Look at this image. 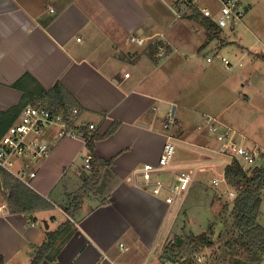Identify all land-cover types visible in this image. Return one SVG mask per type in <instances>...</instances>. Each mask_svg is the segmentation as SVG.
<instances>
[{
    "label": "crops",
    "instance_id": "obj_1",
    "mask_svg": "<svg viewBox=\"0 0 264 264\" xmlns=\"http://www.w3.org/2000/svg\"><path fill=\"white\" fill-rule=\"evenodd\" d=\"M194 2L0 0V122L11 117L17 121L19 111L4 112L21 105L26 89H49L60 81L81 105L80 123L97 124L100 135L119 123L110 136L96 139V155L114 158V164L102 173L98 194L85 196L73 217L67 211L69 197L57 200L54 192L68 195L81 188V172L91 171L84 168L89 150L81 134L58 139L53 129L49 131L52 151L37 163L38 175L31 188L54 206L29 214L0 212L4 264L32 262L35 246L68 220L72 225L54 247L56 260L42 264H181L182 258L165 244L168 237L177 241L184 236L171 230L182 195L174 199L168 188L181 170L190 173L193 182L204 171L218 173L223 167L225 181L231 162H222L219 156L224 155L214 152L218 141L202 127L204 117L211 114L199 103L201 95L212 91V79L205 78L199 58L215 38L223 42L224 29L210 39L205 27L189 18ZM172 12L179 19L167 17ZM156 34H164L175 47L166 58L159 59L149 47L130 42L131 35ZM228 84L222 92L225 100L230 95ZM227 110L213 116L224 119ZM170 114L176 123L165 128ZM168 135L175 136L178 149L170 165L158 166ZM245 139L250 145L256 143L249 136ZM146 163L157 166L153 181L165 186L159 194L141 176L128 180L135 168ZM218 195L214 194L215 201H220Z\"/></svg>",
    "mask_w": 264,
    "mask_h": 264
},
{
    "label": "rangeland",
    "instance_id": "obj_2",
    "mask_svg": "<svg viewBox=\"0 0 264 264\" xmlns=\"http://www.w3.org/2000/svg\"><path fill=\"white\" fill-rule=\"evenodd\" d=\"M239 1L244 4L245 8L243 20L239 22L234 30L224 28L222 39L224 44H222L223 42L219 38H215L212 41L213 43L206 46L209 48L199 58V61H202L201 66L205 67V78L212 79L210 83L212 91L201 95L199 103L202 104V110L209 112L211 115H216L219 110L221 111L228 107L226 113L222 115L226 119L227 125L236 129L238 143L248 148L257 149L258 156L254 164L247 166L249 168L257 164L264 165V0ZM199 3H201V6H208L212 10L219 7L218 0H199ZM166 15L167 17H171L172 21L179 19L173 12ZM178 23L184 22L183 20H179ZM223 57L230 61L231 64L229 66L222 62ZM208 58L214 59V62L209 63L207 61ZM227 83L230 84H228L230 86V95L225 100L222 92ZM219 95L220 99L218 98ZM225 122L223 121V123ZM203 126L205 127L203 130L205 129L213 139L214 134L208 130L206 125ZM191 130L190 128L189 131ZM244 135L254 138L256 143L250 145V142L247 141L248 139H245ZM189 148L203 155L216 157V152L209 153L205 149L200 150L195 146H189ZM219 157L224 163H229L234 159L228 155ZM241 161L245 163L243 160ZM213 176H218L217 179L220 180L219 186L213 185ZM222 176L223 167H220L218 173L206 170L192 180L193 182H191L189 188L178 198L177 208L179 211L172 222L171 230L176 229V233L179 232V235L209 232L213 234L214 238H218L221 235L222 240L231 236L230 227L225 226L223 222V219L226 217L231 223L232 220L229 212H226L222 219L221 210L223 204L226 201L231 202L234 196L229 194L231 188H226L225 181L221 179L223 178ZM60 186L65 187L63 183ZM215 193L217 195L221 194L222 198L220 201L214 200ZM54 194L57 200L58 196L63 197V199L66 198V200L68 199L65 191L61 195H58V191L54 192ZM54 194L52 197H54ZM4 203H8L7 198L0 193V204ZM183 206L189 208L187 210V214L189 215L186 214L184 211L186 208H183ZM262 211L264 214V202L262 203ZM262 223L264 224V217L262 218ZM175 242L176 240L173 236L166 239L165 245L168 250L170 249V252ZM213 251L214 249L202 251L208 254L200 264H223L230 262L222 257L227 255V250L225 251L224 247H222L221 255H219L218 259V251L214 253L216 257L212 258L211 254ZM246 254L242 255L238 254V252H231L230 259L249 264H264V256L258 257V255L249 256ZM29 264H31V261ZM181 264L183 263L181 262Z\"/></svg>",
    "mask_w": 264,
    "mask_h": 264
},
{
    "label": "trees",
    "instance_id": "obj_3",
    "mask_svg": "<svg viewBox=\"0 0 264 264\" xmlns=\"http://www.w3.org/2000/svg\"><path fill=\"white\" fill-rule=\"evenodd\" d=\"M189 18L201 23L207 33L208 37L214 38L219 35L221 28L215 21L205 16L197 7L193 6L189 13ZM150 52L155 56L156 48L150 46ZM264 58V56H263ZM20 82L15 86H19ZM31 103L33 105H47L52 108L63 109L69 111L72 108H78L81 112V105L70 91H68L61 83L56 82L54 86L49 89L39 86V89H26L21 101V105L12 107L4 112L9 114L12 111L21 112L22 107ZM12 116V114H11ZM16 118V117H13ZM6 119L0 122V139L6 130L13 124L14 119ZM119 123H114L112 127L104 134L100 135L97 132L91 133L88 129L79 127V132L88 140L86 145L89 152L92 154V169L89 173L82 171L81 179L82 186L75 193H68L70 200L67 211L70 216H75L80 211L82 202L85 196L89 194H98L101 176L104 170L114 164V158L104 160L96 155L95 142L96 139L110 136L118 127ZM225 183L228 187L233 189L235 196L232 201H226L221 210L222 219L224 214L229 212L230 220L223 219L224 225L230 227V237L222 240V236L214 238L213 234L204 232L201 234H187L180 237L172 246L171 252L176 253L177 258H182L183 264H200L195 256L200 252L208 249H214L211 256L217 259L221 255V249L227 255L222 256L223 259L230 261L223 264H249L241 261H232L231 252H238V254H245L252 256H264V224L262 218L264 217L262 211V203L264 202V165H254L249 168L243 167L238 158L232 159L227 165L224 174ZM11 187V193L7 199V208L14 213H32L37 210L52 208L54 205L47 198L39 194L30 186L24 183L11 180L8 181ZM222 198V197H221ZM219 198V200H221ZM105 200V199H104ZM103 200V202H105ZM72 225L71 221H67L60 226L56 231H48L46 241L41 245L35 246L32 254V264H42L45 260H56L54 247L59 236L64 232L67 226ZM171 253V255H172ZM208 254V253H207ZM206 254V257H207ZM210 256V257H211ZM0 264H4V257L0 255Z\"/></svg>",
    "mask_w": 264,
    "mask_h": 264
},
{
    "label": "built area",
    "instance_id": "obj_4",
    "mask_svg": "<svg viewBox=\"0 0 264 264\" xmlns=\"http://www.w3.org/2000/svg\"><path fill=\"white\" fill-rule=\"evenodd\" d=\"M218 1L219 7L216 14L208 6L199 5L197 0L191 5L197 7L205 16L212 18L220 28L234 30L245 16L244 4L239 0ZM130 42L138 44V46L155 47L157 49L155 57L160 59L166 58L171 51L175 50V47L168 44L164 34L145 37L131 35ZM223 61L226 65L231 64L225 57ZM129 76L130 72L125 73V77ZM79 116L80 110L78 108L64 111L43 104H28L23 107L17 121L10 125L0 139V193L8 199L12 191L8 182L10 179L32 187L33 181L38 175L37 163L47 158L52 151V145L47 138L50 130L53 129L58 139L78 137L81 134L78 130L79 127L88 129L90 135L98 131L97 124L80 123ZM175 119L174 115L170 114L164 125L165 128L173 126L176 123ZM203 125L207 126L218 141V147L214 149V152L228 155L231 158H238L240 161L243 160L245 163L242 161L241 163L245 168L255 163L258 156L257 149L239 144L236 129L223 123L222 119L213 115H206ZM167 137L158 161V166L162 167L172 163L177 150L175 136L168 135ZM83 139L87 143L88 140L84 136ZM84 168L86 170L92 169V154L90 152L85 157ZM156 169V165L146 163L142 167L135 168L128 180L135 181L138 176H141L148 185L154 186L153 192L159 194L165 186L161 182L153 181V174ZM191 179L190 173L181 170L168 188L172 192V198L176 199L186 191L190 186ZM212 182L215 186L220 185L218 179H213ZM230 195L235 196V192L231 190ZM6 209L7 204L0 205V212H4ZM205 256L206 253L200 252L196 254L195 258L200 263L205 259Z\"/></svg>",
    "mask_w": 264,
    "mask_h": 264
}]
</instances>
